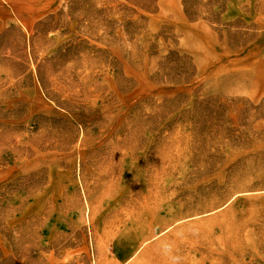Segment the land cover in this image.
I'll use <instances>...</instances> for the list:
<instances>
[{
  "label": "rangeland",
  "instance_id": "1",
  "mask_svg": "<svg viewBox=\"0 0 264 264\" xmlns=\"http://www.w3.org/2000/svg\"><path fill=\"white\" fill-rule=\"evenodd\" d=\"M35 2L0 0V264H264V0Z\"/></svg>",
  "mask_w": 264,
  "mask_h": 264
},
{
  "label": "crops",
  "instance_id": "2",
  "mask_svg": "<svg viewBox=\"0 0 264 264\" xmlns=\"http://www.w3.org/2000/svg\"><path fill=\"white\" fill-rule=\"evenodd\" d=\"M39 1H43V3L35 2V4H40V6L36 5V6H34V8H39V9H42V10H48V9H51V8H57V3H58V2H56L57 0H39ZM32 4H34V3H32ZM23 21H24V23L26 24L27 27H29V26H31L33 24V23H31V21H29L27 19H24Z\"/></svg>",
  "mask_w": 264,
  "mask_h": 264
}]
</instances>
